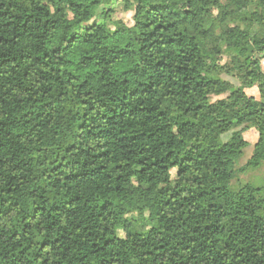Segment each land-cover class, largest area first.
Listing matches in <instances>:
<instances>
[{
    "label": "trees",
    "instance_id": "16d2710c",
    "mask_svg": "<svg viewBox=\"0 0 264 264\" xmlns=\"http://www.w3.org/2000/svg\"><path fill=\"white\" fill-rule=\"evenodd\" d=\"M263 59L264 0H0V264H264Z\"/></svg>",
    "mask_w": 264,
    "mask_h": 264
},
{
    "label": "rangeland",
    "instance_id": "374dc122",
    "mask_svg": "<svg viewBox=\"0 0 264 264\" xmlns=\"http://www.w3.org/2000/svg\"><path fill=\"white\" fill-rule=\"evenodd\" d=\"M101 3H104V0H101ZM80 9L79 7L77 10ZM76 11V10H75ZM74 11V12H75ZM90 17L92 19H95L94 12L89 11ZM133 12L132 10H124L122 8V5H118L115 8V11L113 13L112 19L116 20L118 24L121 25L122 28L131 31L135 27V23L133 21ZM72 16V13H71ZM104 32L100 29H97L94 31V38L100 39L103 36ZM216 60L220 63H224L226 61V57L223 55H217ZM262 69L264 71V59L261 63ZM223 77L228 78V75H222ZM248 94H254L255 97H258V90L256 87L252 88H245ZM257 132L254 128H249L244 132V137L248 140V145L244 148L243 154L241 156V160L239 164H243L246 159L250 156L252 146L254 144V141L256 140ZM228 133L225 134L222 138H227ZM237 180L235 179L234 182L231 183V188H237L239 185L249 182L255 186H261L260 193L262 196H264V162L258 167L254 169H248L243 172H240L237 175Z\"/></svg>",
    "mask_w": 264,
    "mask_h": 264
},
{
    "label": "crops",
    "instance_id": "0c3cea01",
    "mask_svg": "<svg viewBox=\"0 0 264 264\" xmlns=\"http://www.w3.org/2000/svg\"><path fill=\"white\" fill-rule=\"evenodd\" d=\"M246 91V90H245ZM247 92V91H246ZM250 95H253L254 96V94L252 93V94H250ZM256 138H257V136H256ZM255 142V141H254ZM252 151V150H251ZM251 154V153H250Z\"/></svg>",
    "mask_w": 264,
    "mask_h": 264
}]
</instances>
